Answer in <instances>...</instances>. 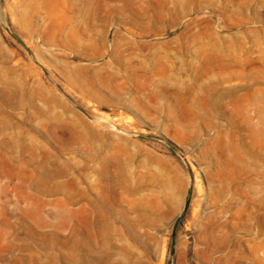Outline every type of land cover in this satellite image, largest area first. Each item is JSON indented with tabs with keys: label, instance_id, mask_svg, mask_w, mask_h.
<instances>
[{
	"label": "rangeland",
	"instance_id": "1",
	"mask_svg": "<svg viewBox=\"0 0 264 264\" xmlns=\"http://www.w3.org/2000/svg\"><path fill=\"white\" fill-rule=\"evenodd\" d=\"M0 264H264V0H0Z\"/></svg>",
	"mask_w": 264,
	"mask_h": 264
},
{
	"label": "water",
	"instance_id": "2",
	"mask_svg": "<svg viewBox=\"0 0 264 264\" xmlns=\"http://www.w3.org/2000/svg\"><path fill=\"white\" fill-rule=\"evenodd\" d=\"M9 33L11 34L12 37H14L25 49H27V47L23 44V42L19 39V37L14 34L12 31L9 30Z\"/></svg>",
	"mask_w": 264,
	"mask_h": 264
}]
</instances>
